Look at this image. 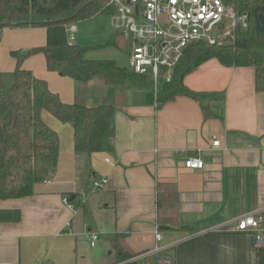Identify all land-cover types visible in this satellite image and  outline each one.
Returning <instances> with one entry per match:
<instances>
[{
	"label": "crops",
	"instance_id": "obj_1",
	"mask_svg": "<svg viewBox=\"0 0 264 264\" xmlns=\"http://www.w3.org/2000/svg\"><path fill=\"white\" fill-rule=\"evenodd\" d=\"M101 17L76 25L74 44L98 47L87 53L89 59L100 49H117L103 45L123 37L107 22L100 41L91 45L83 26ZM46 39L44 28L4 29L0 73L16 69L11 52L43 47ZM23 67L45 80L65 104L75 102L77 83L49 71L43 54L25 59ZM184 83L196 92L223 95L209 102L215 118L206 119L191 98L159 105L136 100L129 90L113 118L110 152L77 153L73 126L45 112L44 122L59 135L58 166L31 196L0 201V210L20 216L0 222V264H123L117 247L136 255L130 261L148 254L135 262L157 264L158 256L149 254L158 246L166 247L175 264H264V247L255 245L254 231L235 229L239 218L256 211L264 229V92L256 91L255 69L211 59ZM102 101L93 97L89 103ZM214 140L220 146L214 147ZM191 157L203 160L204 168L188 169ZM103 178L106 187L94 191V181ZM159 185L164 197L173 190L177 202L175 218L163 224L158 222ZM65 197L72 207L64 204ZM91 233L98 235L94 246Z\"/></svg>",
	"mask_w": 264,
	"mask_h": 264
},
{
	"label": "trees",
	"instance_id": "obj_2",
	"mask_svg": "<svg viewBox=\"0 0 264 264\" xmlns=\"http://www.w3.org/2000/svg\"><path fill=\"white\" fill-rule=\"evenodd\" d=\"M239 13L247 14L249 27L238 31L234 40L223 45L191 44L172 73L170 82L157 91L149 75H138L110 59H89L87 53L98 47H82L68 42L67 29L80 22L114 13L110 0H0V32L6 28H44L47 32L43 47L13 51L16 69L0 74V201L21 199L34 193L35 185L48 181L59 161V135L43 120L49 113L74 128L75 150L79 154L110 152L115 137L113 118L122 107L126 93L132 90L136 100L163 105L178 97L197 101L206 119L215 118L209 102L223 99L217 93L189 89L186 76L203 63L218 59L226 66L255 69V88L264 92V0H223ZM103 46L130 52L131 42L116 36ZM43 54L47 69L77 83V95L71 105L52 92L45 80L23 67L25 59ZM9 79V80H8ZM97 84L91 88V83ZM101 95V96H100ZM93 97H102L98 106L90 105ZM158 186V222L175 218L176 197L162 195ZM20 220L18 211L0 210V222ZM118 262L130 261L136 255L118 248Z\"/></svg>",
	"mask_w": 264,
	"mask_h": 264
},
{
	"label": "built area",
	"instance_id": "obj_3",
	"mask_svg": "<svg viewBox=\"0 0 264 264\" xmlns=\"http://www.w3.org/2000/svg\"><path fill=\"white\" fill-rule=\"evenodd\" d=\"M109 5L115 9L110 15L112 27L131 42V71L138 75H149L156 91L160 67L167 69L166 82H170L174 69L191 44L223 45L234 40L236 32L249 27L248 15L239 13L223 0H110ZM75 31V25L67 29L70 46L74 43ZM213 146H220V142L214 140ZM185 166L188 169H203L204 161L191 157L186 160ZM107 184L108 179L103 178L94 181L92 188L100 191ZM63 202L72 207L69 198L65 197ZM262 220L259 212H252L239 218L235 229L254 231L255 245L264 247ZM97 239L96 233L90 234L92 246ZM156 239L161 242L162 234L156 232ZM165 251V246H158L149 255L158 256L157 264H175ZM146 256L148 254L132 261Z\"/></svg>",
	"mask_w": 264,
	"mask_h": 264
},
{
	"label": "rangeland",
	"instance_id": "obj_4",
	"mask_svg": "<svg viewBox=\"0 0 264 264\" xmlns=\"http://www.w3.org/2000/svg\"><path fill=\"white\" fill-rule=\"evenodd\" d=\"M102 20V21H99ZM107 22H111V18L108 15H104V17H101L100 19H98V21H96V23H91V25H85L83 26V34L85 35L87 41L91 44V45H95L98 41H100V37L102 35V32L104 31V29L107 26ZM89 24V23H87ZM94 24V25H92ZM77 26L79 27V24H77ZM0 36H1V32H0ZM125 40V38H123ZM101 51H99L100 53L97 56H94V58L96 59H115L118 63V65L120 66H124V67H128V65H131V60L129 58V54L127 52H125L122 49H111V48H103L100 49ZM92 54V53H91ZM88 57H93L91 55H88ZM160 79H159V87L163 85V83L166 82V77H167V69L165 67H160ZM0 74H10L9 72H2ZM9 80V79H8Z\"/></svg>",
	"mask_w": 264,
	"mask_h": 264
}]
</instances>
